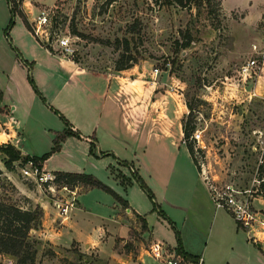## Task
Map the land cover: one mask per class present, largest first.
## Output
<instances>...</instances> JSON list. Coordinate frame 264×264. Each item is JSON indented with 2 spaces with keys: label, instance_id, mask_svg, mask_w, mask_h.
I'll return each mask as SVG.
<instances>
[{
  "label": "rangeland",
  "instance_id": "obj_1",
  "mask_svg": "<svg viewBox=\"0 0 264 264\" xmlns=\"http://www.w3.org/2000/svg\"><path fill=\"white\" fill-rule=\"evenodd\" d=\"M24 1H22L21 9L31 27L35 25L40 13L47 11V23L39 28V38L33 35L43 44L48 43L46 36L51 37L52 40H48L52 45L51 48L60 50L58 38L68 36L73 52L67 57L94 72H114L115 61L124 52L126 38L130 50L125 56L130 55L136 61L132 65V67L136 65L135 72L130 70L126 75L130 81L135 80L139 72L137 69H143L145 72L142 78L155 82L153 88L150 87V91L143 87L147 85V82L133 84L135 87L143 85L140 88L141 91L135 92L138 96L135 99L137 103L147 104L150 100H153L154 104L157 103L151 107L149 118L134 132L131 119L127 122L129 115H126L124 119L120 110L110 113L119 134L132 142L131 146H126L122 142L107 141L106 145L121 152L122 157L119 158L113 154H106L107 152L98 154L92 142L88 143L89 148L87 147L84 153L80 137L74 135L72 138L75 140L65 141L66 137L59 142L54 152H50L54 146L55 136L67 127L61 116L65 119L67 117L61 109L60 111L48 105L58 113L51 108V113L47 112L45 115V112L42 113L40 120L41 124L44 123L45 131L39 133L40 125L31 123L32 135L35 139L30 138L25 142V149L30 150V155L40 157L44 153H49L45 159H48L47 172L72 171L71 169L77 164L80 165V170H76L91 174L106 185H112L111 167L115 165V160L126 162L127 165L120 163L123 164L122 166L125 165L130 176L129 166L132 162L138 168L137 174L151 190L153 201L135 181L128 189L126 197L128 203L133 202L136 206L140 207L142 203L150 205L152 209L150 213L153 214L148 218L150 239H163L168 245L173 246L174 238L177 240L176 230L179 231L178 236L181 242L180 232L183 228L181 233H197L201 244L206 245V251L209 254L216 252L219 246L229 244L221 238L222 229H230L235 221L228 210L225 208L217 210L211 223V240L205 242V235L211 222L209 213L200 214V220L197 222L194 219H186L185 223L181 224L185 210L182 214L181 209L169 210L164 206V197L179 194V190L186 193L191 181L186 174H182V170L175 172L181 168L179 165H183L182 161L185 159L183 155L186 153L184 144L181 142L182 112L175 105L176 100L180 107L182 104L186 107L183 117L189 112L186 104L191 107L195 129L200 131L202 136V148L198 151L199 161L204 163L207 176L218 189L231 185L242 191V196L249 199L252 210L258 212L260 218L264 219V185H262L264 180V15L260 21H254L255 5L248 20H244L241 11L227 12L220 16V23L218 27H215V21L207 14L205 7L182 8L176 4H163L162 0ZM235 1L226 0L227 6ZM258 1L260 0H254L256 3ZM9 19L7 1L0 0V39L14 53L18 61L16 52L22 59L23 57L13 43L15 30L12 31L22 20L19 15L14 16V22L7 31L8 41L4 29ZM130 25L136 26L137 31L130 32L128 28ZM188 35L189 45L185 47L183 44L188 40ZM251 59H254L256 63L254 70L241 74L240 67ZM154 69H157V72H154ZM149 70L151 76L148 74ZM31 78L33 79L32 75ZM95 83L97 88L102 86L98 81ZM63 92L70 98L75 97V100L78 98L79 102H82L81 90L75 91V95L74 91L68 88H65ZM169 95H172L173 99ZM124 99L125 95H122L120 100ZM42 101L45 102V99ZM97 106L99 108L98 102ZM62 108L67 110V107ZM105 112L106 109L103 114ZM75 116L77 117L76 106ZM61 125L64 129L53 132L52 136L49 130ZM99 133L100 131L97 135ZM179 159L181 161H178ZM151 171L154 175H152V181H149L148 172ZM14 172L20 179H25L20 166L16 165ZM175 179L177 181L174 184ZM2 183L0 192L2 190L3 193L9 194L11 200H15L17 204L25 203L26 200L19 196L7 182ZM83 190L86 189L78 188V192ZM98 194L103 195L104 200L109 199L107 205L103 200L101 209V213L107 214L111 210L110 205L113 199L103 190L98 188L93 190L84 197V201L91 204L92 201L98 200ZM153 203H156L170 220L173 219L171 221H174L175 228L167 219L159 215L158 210H153ZM99 209L100 206L96 211L88 206L86 208L88 212L79 213L77 220L80 227L87 233L93 234L94 229L105 221V219L100 220ZM165 209L169 211L170 216ZM121 213L123 217L126 216L124 212ZM126 217L131 223L127 240L137 241L147 249L151 243L149 236H145L144 231L141 230V221L132 215ZM136 220L139 224H136ZM124 232V225L119 226V233ZM121 246L122 243H118L117 249ZM37 247L43 251V255L47 253V256H51L54 252L52 249L58 250L65 256L70 255L66 250L53 248L43 242ZM74 252L70 255L71 261L79 262V258L82 257L76 250ZM2 258H0V264L3 263ZM96 258L93 255L90 256L92 264L103 263ZM56 263L54 259L48 262L40 261V264Z\"/></svg>",
  "mask_w": 264,
  "mask_h": 264
},
{
  "label": "crops",
  "instance_id": "obj_2",
  "mask_svg": "<svg viewBox=\"0 0 264 264\" xmlns=\"http://www.w3.org/2000/svg\"><path fill=\"white\" fill-rule=\"evenodd\" d=\"M254 5L256 13L254 21H260L264 15V0H260L257 3L254 0H236L229 6H227L226 0H222L221 2L223 14L241 11L245 21L248 20L250 13L254 11ZM20 22L13 28L12 32L15 30L13 43L20 50L23 59L32 63L31 75L37 90L41 93L45 102L34 93L29 85L27 81V68L16 60L14 53L0 39V144L10 143L22 155L39 157L29 154L30 150L25 149V142L30 138L35 139L32 135L33 129L31 123L40 125L39 133L45 131L43 128L44 123L41 124L40 118L44 112V115L47 112L51 113V109L48 106L51 105L56 109H61L67 117L69 124L71 123L70 129L79 133L80 144L84 153H86L87 147L89 148L88 143L92 142L98 154L107 152L106 154H113L116 158L122 157L120 151L114 150L111 146L106 145L107 141L122 142L126 146H131L132 142L119 134L117 126L111 120L110 113H115V111L118 112L120 110L121 114L124 115V119L126 115H129L127 122L131 119L134 132L138 126L149 118L151 107L157 103L154 104L152 102L153 100H150L147 104L137 103L135 99L138 96L137 94L135 95V92L138 93V90L143 85L140 87L141 84L139 83V87H135L133 84L147 82V85L143 87L150 91V87L153 88L152 86L155 82L146 81V79L142 78L145 72L143 69H137L139 70L137 77L134 78L135 80L130 81L126 73L130 70L135 72L136 65L124 70L114 69V72L91 71L77 64L69 57L59 54L53 48L50 51L41 41L33 36L22 21ZM26 49L29 50L27 51ZM148 74L151 76L150 70ZM96 81L101 83L102 86L97 88ZM65 88L74 91V95L75 91L81 90L82 102H79L78 98L75 100V97L70 98L65 95L63 92ZM170 94L172 93L170 92ZM255 94V91H253V95ZM122 95H125L123 101L120 100ZM169 97L173 99L172 95H169ZM97 102L99 103V108ZM174 102L178 110L182 112L180 118L181 127V121L186 113V107L184 104L180 107L176 100ZM75 106L77 108V117L75 116ZM62 107H67V110H63ZM105 109L106 112L103 114ZM51 129L49 131L52 132L53 136V132L63 130L64 128L61 125L60 127L56 126ZM54 129L56 130L54 131ZM98 131H100L99 135H97ZM66 140L70 141L75 139L70 136ZM27 147L30 148V146ZM184 147L186 153L183 155V158H185L182 161L183 165H179L181 168H178L175 172L178 173V171L182 170V174H186L190 178L191 181L188 190L186 193H183L177 188L180 193L164 197L166 204L164 206L169 210L181 209L182 214L185 210L184 216L181 218V224L185 223L186 219H194L197 222L200 220V214L203 212L209 213L211 222L210 228L208 225L205 242L206 240L210 242L212 236L211 223H213V217L217 210L221 207H218L211 199L207 183L199 174L185 144ZM4 157V154L0 152V169L11 181L17 194L26 200L25 203L20 201L21 205H19L22 208H30L38 205L43 211L40 226L32 230V235L40 243L43 242L53 248L66 250L70 255L75 253L74 250L87 255H93L101 260L103 262L102 264H162L147 252L146 246L144 247L142 244H138L137 241L133 248L128 250L123 248V244L128 239L131 231V223L127 221L128 218L126 216L132 215L139 220L142 217L147 225V230L144 231V235H148L150 239L149 234L151 230L148 225V218L153 214L150 213L152 212L150 205L146 203H142L140 207L136 206L133 202L128 203L126 195L134 180H131V183L127 184L126 179L131 178V176L127 168L124 167L125 165L122 166L123 164L118 161L119 159L115 160V165L111 167L113 182L112 185H108L127 202V207L123 209L120 203L109 194L113 199L110 205L111 210L107 214H103L101 213L104 200L103 195L98 194V200H94L89 204L84 201V197L97 188L86 189L77 192L76 206L70 210L68 218L63 220L54 208V197L51 193H47L49 191L46 189V186L39 185L30 178L24 177L25 179H20L14 170L7 171L3 166ZM47 160H44L40 164L43 170H46ZM178 161L181 160L179 159ZM130 163L129 170L138 173V168L132 162ZM76 169L80 170V165L75 164L71 169L72 171L66 172H80ZM152 175H154L153 171L148 172L149 181H152ZM176 181L177 179H175L174 184ZM154 183L157 184V182ZM159 187L162 189L160 185ZM163 196L161 197L162 199ZM104 201H106V205L109 203V199H105ZM88 206L92 207L95 211L100 206L98 212L101 214L98 215L100 220L105 219L103 224H99L94 229L93 234L84 231L77 220L80 212H88L86 211ZM121 212H124L126 216L123 217ZM166 212L169 215V211L166 210ZM255 216L257 219H262L258 212H256ZM135 222L139 224L137 220ZM235 223L236 221H234V224H231L230 229H222L221 238L225 242H229V244L223 245L222 247L216 246L218 247L217 251L210 254L206 251V245L201 244V239L197 233H181L183 228H181L180 232L181 245L184 251L182 254L178 253L175 249L177 246V240L175 238L173 240V246L168 245L163 239H150V243L161 242L168 247L169 251L178 255L190 254L200 257L202 258L203 264H264V236L257 229L253 232H247ZM121 225L125 227L123 234L119 233V226ZM250 233L257 236L258 240H252ZM117 240H119L118 243H122L120 249L115 248ZM52 250L54 251L53 255L47 256L43 255V251L38 248L37 264H40L41 260L42 262H48V260L54 259L57 262L56 264H61L60 258L72 260L70 255V257L65 256L60 254L58 250ZM2 259V264H14L8 257L3 256Z\"/></svg>",
  "mask_w": 264,
  "mask_h": 264
},
{
  "label": "trees",
  "instance_id": "obj_3",
  "mask_svg": "<svg viewBox=\"0 0 264 264\" xmlns=\"http://www.w3.org/2000/svg\"><path fill=\"white\" fill-rule=\"evenodd\" d=\"M10 12V19L7 27L4 29L5 37L8 39V29L13 24L14 16L19 15L24 26L34 35L33 29L30 23L27 20L26 15L23 13L21 9V4L23 0H6ZM222 0H162L163 4L171 5L176 4L182 8L194 6L197 9L201 7H205L207 10V14L211 16L215 21V27H218L220 23V16L223 15ZM129 31L134 33L137 28L134 25H130ZM190 41V37L188 35V40L183 44V46H188ZM124 52L121 53L119 58L115 61V70H124L132 67L136 61L130 55L125 56L126 52H129V42L128 39H124ZM50 51L52 48L50 43L44 44ZM16 56L18 61L21 62L27 68V78L28 81L39 97L44 100L41 93L37 90L36 85L34 84L33 79L30 75V70L32 67V63H29L23 60L18 52H16ZM76 62L74 59H72ZM189 109L188 114L183 117L181 121V130H182V142L186 145L188 152L190 153L194 164L198 169V161L195 156L194 143L191 139L193 132L196 130L195 125L193 123V116L191 114V107L187 105ZM54 112L58 113L57 110L50 107ZM66 124V128L58 133L54 138V146L50 152H54L58 146L59 142L65 139L68 136H77L79 137V133L72 131L70 129V124L63 116H61ZM94 146V144H92ZM92 146V147H93ZM92 147H90V152H92ZM0 152L4 154L3 158V166L7 171H13L15 166H23L28 160H32L34 163L40 165L49 155V153H44L40 157L22 155L21 152L14 147L12 144H0ZM121 163L126 164L125 161H121ZM127 165V164H126ZM134 180L139 184V186L145 191L148 197L153 201V194L151 190L147 187V185L143 182L141 177L137 174L136 171L131 172V178L126 179L127 184L131 183V180ZM4 182H7L11 188H14L11 181L4 175L3 171L0 169V187H2ZM53 182L56 186L66 185L70 188L74 187H82L85 189H93L98 188L103 190L104 192L110 194L118 203H120L121 207L125 209L127 207V202L118 195L112 188L103 183L101 180L97 179L95 176L83 172H66V171H56L54 172ZM262 185H264V180L262 181ZM153 210H158L159 215L163 218L167 219L169 223L173 225L164 212L160 210L156 203H153ZM231 214V213H230ZM232 215V214H231ZM43 216V211L41 207L36 205L35 207L30 208H22L19 204L15 203V200H11L10 195L7 193H3L2 190L0 192V257H8L10 258L14 264H37V245L40 243L38 239H36L32 235V230L37 229L41 224V219ZM138 217V216H137ZM141 221V230H147L146 221L140 217ZM237 225L241 228L238 222ZM177 239L176 251L178 253H184L179 236L178 231L175 232ZM118 241L115 243V248L117 249ZM136 241L125 240L123 244V248L128 250L133 248ZM53 252V251H52ZM45 254V253H44ZM47 254V253H46ZM45 254V255H46ZM49 255V254H48ZM53 253H51V256ZM78 255H81L82 258H79V262L71 261L67 258H62L61 264H92L90 261V256L84 253L78 252ZM185 256L196 259L197 256H193L190 254H185ZM96 258V257H95ZM97 261L99 260L96 258Z\"/></svg>",
  "mask_w": 264,
  "mask_h": 264
},
{
  "label": "built area",
  "instance_id": "obj_4",
  "mask_svg": "<svg viewBox=\"0 0 264 264\" xmlns=\"http://www.w3.org/2000/svg\"><path fill=\"white\" fill-rule=\"evenodd\" d=\"M47 19V11H42L35 21V25L32 29L37 37L40 36L39 28L46 25ZM46 39L48 43L52 40L51 37L47 36ZM57 42L61 50H56L59 54L64 56L72 54L73 49L71 47L70 37L62 36L58 38ZM255 64L254 59L246 61V63L240 67V73L245 74L246 72H251L254 70ZM153 71L157 72V69ZM191 139L194 143L195 156L198 161V172L207 183L210 197L213 202L218 207L228 210L242 229H245L247 232H253L257 229L258 232L264 236V220L256 218V212L252 210L249 199L242 196L243 192L235 189L231 185H225L223 189H218L209 176H207L204 163L199 161L198 154L199 149L202 148L201 132L196 129ZM21 172L24 177L34 180L39 185L46 186V189L54 197V208L58 211V214L63 220L67 219L70 210L76 206V197L79 187L70 188L66 185L56 186L53 182L54 173L43 170L40 165L34 163L32 160H28L21 166ZM250 238L255 241L258 240L257 236L251 233ZM146 250L153 258L160 261L162 264H203L202 258L197 257L196 259H191L185 255H178L169 251L168 247L161 242L150 244Z\"/></svg>",
  "mask_w": 264,
  "mask_h": 264
}]
</instances>
